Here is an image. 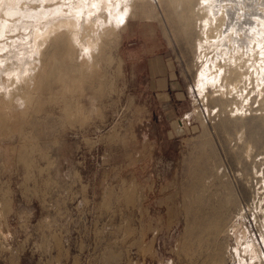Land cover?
Wrapping results in <instances>:
<instances>
[{
    "label": "rangeland",
    "instance_id": "1",
    "mask_svg": "<svg viewBox=\"0 0 264 264\" xmlns=\"http://www.w3.org/2000/svg\"><path fill=\"white\" fill-rule=\"evenodd\" d=\"M186 1L131 0L93 57L67 41L0 93V264H264V104L231 115L230 97L198 90ZM241 7L264 17V0ZM139 20L165 36L181 99L125 63Z\"/></svg>",
    "mask_w": 264,
    "mask_h": 264
},
{
    "label": "bare ground",
    "instance_id": "2",
    "mask_svg": "<svg viewBox=\"0 0 264 264\" xmlns=\"http://www.w3.org/2000/svg\"><path fill=\"white\" fill-rule=\"evenodd\" d=\"M229 1L187 0L184 11L194 18L196 50L203 59L198 90L210 87L230 97L227 111L244 115L252 95L264 104V17L256 9L253 18L244 19L242 0ZM130 10L131 0H0V93L11 100L15 81L38 72L46 64L43 57L64 49L67 41L78 54L93 57L102 36L122 25ZM251 236L240 231V249L256 260L260 253Z\"/></svg>",
    "mask_w": 264,
    "mask_h": 264
},
{
    "label": "crops",
    "instance_id": "3",
    "mask_svg": "<svg viewBox=\"0 0 264 264\" xmlns=\"http://www.w3.org/2000/svg\"><path fill=\"white\" fill-rule=\"evenodd\" d=\"M124 42H128L123 51L125 63L134 71L141 65L144 67L143 72L149 76L147 86L156 91L158 99L163 96V101L170 100L173 93L182 98L177 66L159 27L142 20L130 23Z\"/></svg>",
    "mask_w": 264,
    "mask_h": 264
}]
</instances>
